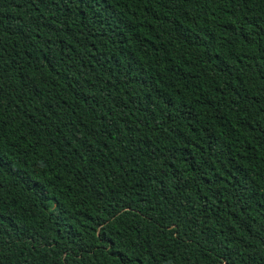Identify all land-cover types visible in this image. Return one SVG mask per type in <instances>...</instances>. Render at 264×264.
I'll use <instances>...</instances> for the list:
<instances>
[{
    "label": "trees",
    "instance_id": "obj_1",
    "mask_svg": "<svg viewBox=\"0 0 264 264\" xmlns=\"http://www.w3.org/2000/svg\"><path fill=\"white\" fill-rule=\"evenodd\" d=\"M0 264H264V0H0Z\"/></svg>",
    "mask_w": 264,
    "mask_h": 264
}]
</instances>
